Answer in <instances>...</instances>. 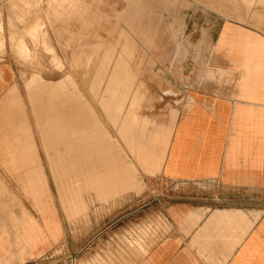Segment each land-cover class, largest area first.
<instances>
[{
  "label": "rangeland",
  "instance_id": "1",
  "mask_svg": "<svg viewBox=\"0 0 264 264\" xmlns=\"http://www.w3.org/2000/svg\"><path fill=\"white\" fill-rule=\"evenodd\" d=\"M73 1L76 8L71 9L62 0H0V264H143L149 247L171 230L161 212L150 210L181 200L208 206L223 204L220 196L225 190L212 183H157L153 188L144 186L133 194L101 201L94 189L78 179L85 172L93 175L99 163L81 157L60 164L63 191L67 197L78 193L85 206L84 211L69 214L60 202L53 164L47 157V153L52 156L51 149L43 142L45 103L54 94V101L67 114L71 103L85 106L93 123L98 122L111 134L112 143L120 149L123 141L117 125L107 116L102 99L108 95L103 91L111 87L118 94L125 92L124 107L136 91L139 99L135 113H149L151 123L158 124L156 114L164 115L169 109L161 99L164 79L181 77L184 65H195L197 71L192 75L203 76L206 66L211 65L207 53L210 42L190 34L197 21L202 23L203 16L211 13L264 29L260 16L264 3ZM42 30L57 54L58 64L39 45ZM127 37L134 48L131 56L123 52ZM119 56L124 60L116 70L121 75L132 72L134 78L120 76L109 82V73ZM57 57L53 54L54 60ZM188 71L184 75H189ZM169 98L174 100L173 96ZM4 144L10 153H30L33 147L37 163L13 168L8 164L9 155H4ZM61 150L66 153L67 148ZM38 167L45 177L58 234L55 240L49 238L40 257L32 260L22 247L21 258L20 245L16 244L17 222L24 209L41 224L31 197L23 190L28 173ZM249 198L264 208V195Z\"/></svg>",
  "mask_w": 264,
  "mask_h": 264
},
{
  "label": "crops",
  "instance_id": "2",
  "mask_svg": "<svg viewBox=\"0 0 264 264\" xmlns=\"http://www.w3.org/2000/svg\"><path fill=\"white\" fill-rule=\"evenodd\" d=\"M62 1L76 8L73 0ZM240 1L248 6L264 3ZM260 16L264 22V13ZM201 21L190 34L210 42L211 65L203 76L192 75L197 71L195 65H184L181 77L164 79L161 99L169 109L164 115L156 114L158 124L151 123L149 113H135L136 91L124 107L126 93L106 88L103 92L108 96L102 102L109 120L119 129L123 142L118 149L111 141L113 136L89 118L85 106L71 103L67 114L53 94L45 103L44 146L52 152L47 157L53 164L60 202L71 215L84 211L85 206L78 193L67 197L63 191L60 164L81 157L99 163L93 175L85 172L78 179L94 189L101 201L157 183H212L225 190L220 205L181 200L150 210L161 212L171 230L149 247L143 264H264V208L249 198L264 195V29L211 13ZM39 45L59 63L46 31H41ZM123 49L131 56L134 48L129 37ZM118 60L109 82L120 76L133 79L132 72L121 75L116 70L124 59L119 56ZM61 147L67 148L66 153ZM3 152L15 169L38 161L33 147L30 153H10L4 144ZM75 188L78 192V185ZM23 190L31 197L41 224L22 209L15 242L20 245L21 258L25 251L33 260L40 257L49 238L55 240L58 229L40 167L28 173Z\"/></svg>",
  "mask_w": 264,
  "mask_h": 264
},
{
  "label": "bare ground",
  "instance_id": "3",
  "mask_svg": "<svg viewBox=\"0 0 264 264\" xmlns=\"http://www.w3.org/2000/svg\"><path fill=\"white\" fill-rule=\"evenodd\" d=\"M42 27V26H41ZM43 28V27H42ZM92 61V60H91ZM89 65H90V63H89ZM90 66H92V64L90 65Z\"/></svg>",
  "mask_w": 264,
  "mask_h": 264
}]
</instances>
